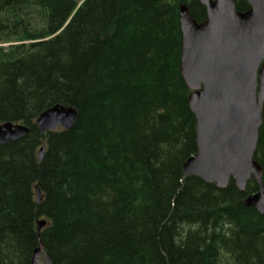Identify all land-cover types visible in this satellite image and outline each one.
Listing matches in <instances>:
<instances>
[{
    "label": "trees",
    "instance_id": "16d2710c",
    "mask_svg": "<svg viewBox=\"0 0 264 264\" xmlns=\"http://www.w3.org/2000/svg\"><path fill=\"white\" fill-rule=\"evenodd\" d=\"M182 4L206 19L199 0H0V124L29 128L0 144V264H31L40 242L53 264H264V214L244 204L255 179L183 177L197 120ZM55 104L77 119L41 132ZM262 118L264 182V104Z\"/></svg>",
    "mask_w": 264,
    "mask_h": 264
},
{
    "label": "water",
    "instance_id": "95a60500",
    "mask_svg": "<svg viewBox=\"0 0 264 264\" xmlns=\"http://www.w3.org/2000/svg\"><path fill=\"white\" fill-rule=\"evenodd\" d=\"M206 19L197 22L187 5L179 7L182 34L180 73L192 90L188 104L196 117L197 152L183 163V177L194 175L218 188L230 179L238 189L254 178L258 191L244 199L264 214V182L254 153L264 104V0H245L246 11L235 0H199ZM77 119L73 106L55 104L36 118L41 132L69 129ZM29 128L10 121L0 124V144L16 141ZM43 150L38 152L39 161ZM37 201L40 200L36 189ZM44 220L37 222L40 229ZM31 264H53L42 242L33 250Z\"/></svg>",
    "mask_w": 264,
    "mask_h": 264
}]
</instances>
